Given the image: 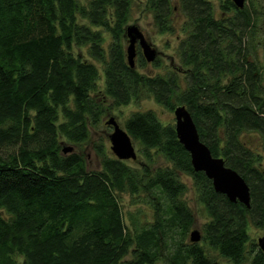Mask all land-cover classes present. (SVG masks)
Returning <instances> with one entry per match:
<instances>
[{
  "label": "trees",
  "instance_id": "16d2710c",
  "mask_svg": "<svg viewBox=\"0 0 264 264\" xmlns=\"http://www.w3.org/2000/svg\"><path fill=\"white\" fill-rule=\"evenodd\" d=\"M216 2L221 12L215 0H147L158 31L173 29L177 9L187 30L178 44L183 72L153 75L127 63L122 38L131 0H0V264H118L129 253L126 264H214L189 239L195 218L180 174L192 178L208 214L204 241L233 264L249 255L248 264H264L256 244L247 248L249 223L264 228V174L239 138L254 129L264 142L262 68L253 59L264 10L253 1L242 8ZM75 45L103 65L104 94L114 104L144 93L170 110L184 104L211 153L247 181L250 206L216 191L193 168L174 124L153 110L124 121L150 164L103 155L101 169L88 170L80 152L65 153L59 137L84 142L88 122L105 109L93 95L99 68ZM156 153L172 164L152 168ZM125 192L150 202L152 221H126Z\"/></svg>",
  "mask_w": 264,
  "mask_h": 264
},
{
  "label": "rangeland",
  "instance_id": "374dc122",
  "mask_svg": "<svg viewBox=\"0 0 264 264\" xmlns=\"http://www.w3.org/2000/svg\"><path fill=\"white\" fill-rule=\"evenodd\" d=\"M250 1H253L260 11L264 10V0H245L244 5L249 4ZM78 2L80 4H86L87 0H78ZM178 2L179 0H171L172 5L175 6L178 5ZM214 7L216 10L221 12L216 0ZM185 21V16L177 9V12L172 18L173 29L171 31H158L153 23L152 12L148 8L147 0H131L130 17L125 27L129 24H136L142 30L149 43L157 50L156 58L158 59V63H155L156 58L152 61L146 60L137 42L134 68H136L140 73L153 75L156 73H166L170 71L183 72L185 67H183L180 63L178 44L186 35L187 30L185 31ZM258 28L260 29V33H258V36L256 37L258 52L254 55L253 59L258 62L260 69L262 68V83L264 84V23L260 22L258 24ZM125 33L122 38L124 49H126L129 42ZM104 36L106 37V44L110 38V34L105 32ZM74 49L75 51H78V53L82 54L87 60L94 62L98 66L99 77L97 79V89L94 90L93 95H95L102 102L105 109L100 115V119L97 123L92 124L90 121L88 122V137L84 142H69L62 136H60L58 140L59 142L61 141L62 148L71 146V150H67L65 153L72 151L80 152L84 156L86 168L88 170L101 169V158L103 155L116 156L111 149L109 139L113 129L110 124L106 123V120H108L109 117L113 116L115 120L122 127H124L125 119H127L132 112L153 110L163 124L175 123L173 109L170 110L164 105L158 103L153 96L148 93H144L142 96L132 99L128 103L114 104L113 99L104 94L105 78L103 74V65L88 54L86 45L80 48L75 45ZM139 56L144 58L145 63L143 65L139 62ZM60 120H62V117H60ZM239 138L256 155L255 164L264 168V142L260 132L254 129L243 130L240 133ZM132 140L136 152V158H128L125 160L130 165L135 167L141 166L143 163L150 164L151 162L145 159L141 153L140 143L137 140ZM171 164L172 163L169 162L162 154L156 153L154 156V163L151 164V167L155 168L156 166H168ZM179 177L186 184V189L182 193V198L191 208L195 218L194 224L191 226L190 230L195 229L202 232V225L208 220L206 209L198 200L192 178L187 174H180ZM119 198L124 217L128 223L131 222V216L134 217L136 223H147L148 221L153 220V207L150 202L143 198V196H132L131 193L125 192L122 193ZM247 229L251 240L256 241L258 237L264 236V230L257 228L252 223H249ZM199 243L203 246L208 258L214 264H233L229 258L220 255L217 249L209 246L202 237L201 240H199ZM16 257L18 263H20L21 258L19 256ZM130 258L131 253L126 255L118 264H126L125 261ZM156 264L163 263L158 261ZM188 264L191 263L188 262ZM240 264L248 263L243 262Z\"/></svg>",
  "mask_w": 264,
  "mask_h": 264
},
{
  "label": "water",
  "instance_id": "95a60500",
  "mask_svg": "<svg viewBox=\"0 0 264 264\" xmlns=\"http://www.w3.org/2000/svg\"><path fill=\"white\" fill-rule=\"evenodd\" d=\"M237 8H242L245 0H232ZM128 37L126 56L128 65L135 66L136 43L140 45L144 58L152 61L156 58L157 50L146 39L142 30L136 24H129L125 27ZM175 123L174 128L180 143L189 152L192 166L195 170H202L211 179L216 191L224 193L229 200L239 201L245 206H250V188L247 181L239 172L226 165L221 156L213 155L211 150L199 136L196 124L184 104H177L173 108ZM112 126L109 136L111 149L119 159L136 158L133 140L128 132L122 127L113 116L106 120ZM71 150V146L63 147V151ZM201 238L199 230L192 229L189 239L199 241ZM258 243L264 250V236L258 239Z\"/></svg>",
  "mask_w": 264,
  "mask_h": 264
},
{
  "label": "flooded vegetation",
  "instance_id": "af4514ba",
  "mask_svg": "<svg viewBox=\"0 0 264 264\" xmlns=\"http://www.w3.org/2000/svg\"><path fill=\"white\" fill-rule=\"evenodd\" d=\"M234 4V3H233ZM236 7V6H235ZM237 8V7H236ZM140 46V45H139ZM141 48V47H140ZM141 51H142V49H141ZM256 167H258L261 171H262V173L264 174V168H262L261 166H256ZM249 188H250V186H249ZM250 196H251V191H250ZM251 201V200H250ZM254 226H256L255 224H254ZM257 227V226H256ZM257 228H260V229H263L264 230V228H262V227H257ZM200 232V236H201V231H199ZM250 237V236H249ZM261 237H263V236H261ZM260 237H258L257 238V240L256 241H254V240H251L250 238H249V242H248V246L249 247H247L248 248V250H249V248H250V245H251V243H254V244H256L257 245V247H258V249H260L263 253H264V250H262V248L260 247V245H259V243H258V239H259ZM200 240H201V238H200ZM249 258H248V260L246 261L247 263H248V261H249V259L252 257V255H249L248 256Z\"/></svg>",
  "mask_w": 264,
  "mask_h": 264
}]
</instances>
